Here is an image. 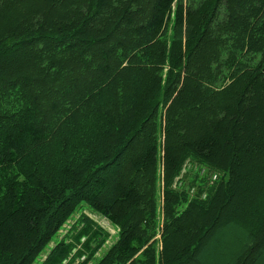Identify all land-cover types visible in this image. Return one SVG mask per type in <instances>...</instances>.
<instances>
[{
	"label": "trees",
	"instance_id": "16d2710c",
	"mask_svg": "<svg viewBox=\"0 0 264 264\" xmlns=\"http://www.w3.org/2000/svg\"><path fill=\"white\" fill-rule=\"evenodd\" d=\"M82 205L96 264H203L231 222L218 264H264V0H0V264H88L84 213L49 246Z\"/></svg>",
	"mask_w": 264,
	"mask_h": 264
},
{
	"label": "rangeland",
	"instance_id": "374dc122",
	"mask_svg": "<svg viewBox=\"0 0 264 264\" xmlns=\"http://www.w3.org/2000/svg\"><path fill=\"white\" fill-rule=\"evenodd\" d=\"M88 69V68H86ZM90 79V78H89ZM89 80L86 77V80H82L81 82V90L84 91L85 89L90 88L88 85ZM60 87H58L59 89ZM62 92V89H59L56 93L59 96ZM46 97L51 98V97H57L56 95H50V94H45ZM190 167V164L189 166ZM186 167V170L188 169ZM191 169L196 170L194 173L195 177H197V180L195 181L194 187H191V193L195 192L197 190V186L201 185L203 186L204 182H201L203 178H205V181H213L216 178V173H213L209 171L207 168L199 165H191ZM185 170V168L182 169V172ZM191 173V171H190ZM190 176H187L189 178ZM80 213L86 214L88 217L93 219L97 224H99L103 229H105L109 233V237L104 241L102 246L97 250L95 253V256L93 257L92 260L88 262V264H96L98 259L105 253V251L108 249V247L115 241L117 238V232L118 229L111 224L105 217L101 216L100 214L94 212L91 210L89 207L82 205V207L70 218L66 221V223L63 224L62 228L59 229L58 233L52 241L50 242L49 246H52L53 243L56 241L58 238H62L69 228L72 226V224L76 221V219L79 217ZM236 221V220H234ZM238 222V220H237ZM229 228H224L218 230L210 239L206 241L205 247H204V252L200 253L198 255V259L200 262L203 264H218V261L227 254V252L231 249L233 242L236 240V237L242 233V229L239 225H235L234 223ZM49 248V247H48ZM46 248V251L38 257V260L34 264H40V262L45 258V253L49 250ZM75 251V250H73ZM72 256V255H71ZM70 256V257H71ZM78 256H75L74 260H72L70 263H77L79 261ZM69 260V259H68Z\"/></svg>",
	"mask_w": 264,
	"mask_h": 264
},
{
	"label": "built area",
	"instance_id": "2783aa9c",
	"mask_svg": "<svg viewBox=\"0 0 264 264\" xmlns=\"http://www.w3.org/2000/svg\"><path fill=\"white\" fill-rule=\"evenodd\" d=\"M66 261H64V263H65Z\"/></svg>",
	"mask_w": 264,
	"mask_h": 264
}]
</instances>
